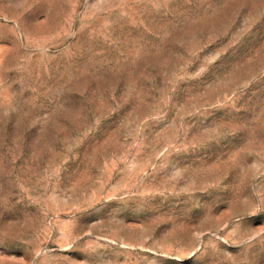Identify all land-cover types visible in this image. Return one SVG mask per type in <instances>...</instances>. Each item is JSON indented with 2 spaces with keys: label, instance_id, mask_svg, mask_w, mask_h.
Returning <instances> with one entry per match:
<instances>
[{
  "label": "rangeland",
  "instance_id": "1",
  "mask_svg": "<svg viewBox=\"0 0 264 264\" xmlns=\"http://www.w3.org/2000/svg\"><path fill=\"white\" fill-rule=\"evenodd\" d=\"M0 264H264V0H0Z\"/></svg>",
  "mask_w": 264,
  "mask_h": 264
}]
</instances>
